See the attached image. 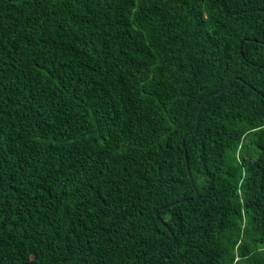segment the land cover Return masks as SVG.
Returning <instances> with one entry per match:
<instances>
[{"label": "trees", "instance_id": "1", "mask_svg": "<svg viewBox=\"0 0 264 264\" xmlns=\"http://www.w3.org/2000/svg\"><path fill=\"white\" fill-rule=\"evenodd\" d=\"M168 247L264 264V0H0V264Z\"/></svg>", "mask_w": 264, "mask_h": 264}, {"label": "water", "instance_id": "2", "mask_svg": "<svg viewBox=\"0 0 264 264\" xmlns=\"http://www.w3.org/2000/svg\"><path fill=\"white\" fill-rule=\"evenodd\" d=\"M215 95H217V94H215ZM215 95H212V96H215ZM198 129V122H197V126H196V130ZM182 147L183 148H185V140H183V143H182ZM186 162L188 163V158L186 157ZM188 173H189V178H190V180H191V182H192V185H193V187L195 188V184H194V181H193V178H192V174H191V172H190V169L188 168ZM195 192H196V198H195V201H198L199 199H200V196H199V193H198V191L196 190V188H195ZM182 202H187L186 200H183ZM178 204H180V202H178V203H176V204H173V205H171L169 208H171V207H174L175 205H178ZM249 209L251 208V206H249L248 207ZM155 216H156V218H158L159 219V221L162 223V225H163V227H165L167 230H168V232L172 235V237H174V234H173V232L170 230V228L168 227V225L160 218V216H159V212H156V214H155ZM176 242V239L175 238H173V243L172 244H174ZM171 247H168L161 255H160V257L158 258V260L154 263V264H157V263H159V261L168 253V251H169V249H170Z\"/></svg>", "mask_w": 264, "mask_h": 264}]
</instances>
